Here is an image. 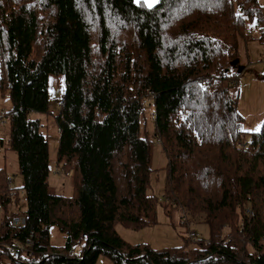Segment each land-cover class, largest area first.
I'll list each match as a JSON object with an SVG mask.
<instances>
[{
	"label": "trees",
	"instance_id": "obj_1",
	"mask_svg": "<svg viewBox=\"0 0 264 264\" xmlns=\"http://www.w3.org/2000/svg\"><path fill=\"white\" fill-rule=\"evenodd\" d=\"M254 28L264 38L261 0H0V91L13 102L3 116L23 178L15 187L0 169V262L264 264V121L245 131L231 92V61ZM52 74L63 87L57 164L72 177L70 196L50 188L49 141L33 117L49 111ZM155 144L168 159L169 205L209 228L195 246L189 235L181 248L132 245L115 228L157 221ZM19 189L27 222L14 227L7 206ZM54 226L62 245L51 242Z\"/></svg>",
	"mask_w": 264,
	"mask_h": 264
},
{
	"label": "rangeland",
	"instance_id": "obj_2",
	"mask_svg": "<svg viewBox=\"0 0 264 264\" xmlns=\"http://www.w3.org/2000/svg\"><path fill=\"white\" fill-rule=\"evenodd\" d=\"M264 2V0H261ZM255 23V22H254ZM248 28V27H247ZM250 29V28H248ZM252 37L245 43L241 42V57L238 64L245 67L238 72L235 83L232 84L231 92L234 97H237L238 111L243 116V129L245 131H256L260 128L264 121V38L261 37V32L258 28L251 29ZM50 106L46 113H34L33 117L41 121V130L48 137L51 173L49 177V185L53 192L70 196L74 193V185L72 177L66 171L61 170V165L58 167V147H59V130L56 123V114L60 110V98L62 94L59 89L62 86L54 74L50 77ZM13 106L10 93L0 91V119L1 115L11 109ZM153 106L147 105L146 109V130L150 136L154 137V126L151 118ZM0 122V140L4 141V146L0 147V169L4 168L8 177L15 180V187H21L23 178L19 173L18 157L15 150L9 146L10 137V119L4 117ZM158 143V142H157ZM159 144V143H158ZM155 144L153 151V167L154 171L151 174L150 186L148 191L156 194L159 198V203L155 209L156 223L146 225L140 228L117 223L115 228L117 233L129 244L147 245L155 250H163L168 248H181L187 245L188 233L190 231L198 232V239L209 238V228L204 220L191 217L187 223H183V211L180 208H173L169 205V201L165 196L168 159L161 146ZM244 148L242 146H239ZM63 169V168H62ZM56 171H60L56 173ZM19 196L14 197L12 202L7 206L8 211H15L14 216L25 217L27 209V199L22 190L19 189ZM0 209H3L0 206ZM27 217V216H26ZM1 220V212H0ZM185 222V221H184ZM195 240L190 246H195ZM65 240V234L61 232L59 227L51 228V242L54 245H62ZM80 246H77V249ZM3 262L8 263L7 258ZM0 264H2L0 262ZM96 264H113V262L105 256H100Z\"/></svg>",
	"mask_w": 264,
	"mask_h": 264
},
{
	"label": "built area",
	"instance_id": "obj_3",
	"mask_svg": "<svg viewBox=\"0 0 264 264\" xmlns=\"http://www.w3.org/2000/svg\"><path fill=\"white\" fill-rule=\"evenodd\" d=\"M59 91H60V93L62 94V92H63V87L62 86H60V89H59ZM59 102H62V98H60V101ZM4 118V116H3V114L1 115V119H0V122H3V124L4 123H6V121H2V119ZM247 144H248V142L246 141H240L239 143H238V145L239 146H242V147H246L247 146ZM13 182V179L12 178H9V183H12ZM0 211H1V209H0ZM27 222V217L25 216V217H23V216H14L13 218H11V220H10V224L12 225V226H14V227H19V226H22V225H24L25 223ZM188 235L190 236V237H192L193 239H195V238H197L198 236H199V234H198V232H195V231H190L189 233H188ZM33 244V241L32 240H28L26 243H23V244H21V249L23 250V249H26V247L28 246V245H32Z\"/></svg>",
	"mask_w": 264,
	"mask_h": 264
},
{
	"label": "water",
	"instance_id": "obj_4",
	"mask_svg": "<svg viewBox=\"0 0 264 264\" xmlns=\"http://www.w3.org/2000/svg\"><path fill=\"white\" fill-rule=\"evenodd\" d=\"M239 61H240V58L237 57V58H235L234 60L231 61V64H232V65H236V64L239 63ZM244 67H245L244 65L239 64V66H238V70H239V71H242Z\"/></svg>",
	"mask_w": 264,
	"mask_h": 264
},
{
	"label": "snow or ice",
	"instance_id": "obj_5",
	"mask_svg": "<svg viewBox=\"0 0 264 264\" xmlns=\"http://www.w3.org/2000/svg\"><path fill=\"white\" fill-rule=\"evenodd\" d=\"M145 3L148 4L149 7L153 6L158 0H144Z\"/></svg>",
	"mask_w": 264,
	"mask_h": 264
}]
</instances>
